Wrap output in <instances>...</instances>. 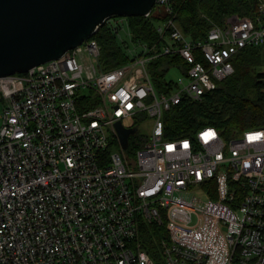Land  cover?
I'll return each mask as SVG.
<instances>
[{"label": "built area", "instance_id": "2783aa9c", "mask_svg": "<svg viewBox=\"0 0 264 264\" xmlns=\"http://www.w3.org/2000/svg\"><path fill=\"white\" fill-rule=\"evenodd\" d=\"M154 9L158 49L132 43L126 18L104 21L117 37L127 28L134 57L124 65L102 70L90 38L0 77V264H155L140 244L147 224L166 230L162 264H264V128L229 140L214 127L193 140L164 137L166 112L185 97L201 100L233 74L241 49L264 45V0L253 19L232 17L196 41L170 0ZM165 55L186 65L167 93L147 69ZM144 115L150 134L132 160L116 124L136 134L131 124ZM210 183L205 206L185 199Z\"/></svg>", "mask_w": 264, "mask_h": 264}, {"label": "trees", "instance_id": "16d2710c", "mask_svg": "<svg viewBox=\"0 0 264 264\" xmlns=\"http://www.w3.org/2000/svg\"><path fill=\"white\" fill-rule=\"evenodd\" d=\"M170 1L176 12L177 24L193 41L203 40L213 25L223 27L232 17L253 19L257 13V0ZM160 21L155 9L148 17L126 18L131 42L158 49L160 43L156 25ZM91 39L100 46L99 64L102 70L124 65L134 57L129 54L125 43H118L117 35L107 24L99 27ZM231 62L233 74L218 83L214 90L206 92L199 101L185 97L164 114L165 138L193 140L204 127H214L222 134L231 135L264 128V45L241 49ZM171 68L185 73L186 65L179 55L160 56L148 64V73L157 91L167 93L173 89V81L166 82L165 79ZM143 145L144 141L129 138L126 155H135ZM211 188L213 198L216 184L212 183ZM163 240L167 241L163 225L141 226L140 244L155 264L163 263L160 258Z\"/></svg>", "mask_w": 264, "mask_h": 264}, {"label": "water", "instance_id": "95a60500", "mask_svg": "<svg viewBox=\"0 0 264 264\" xmlns=\"http://www.w3.org/2000/svg\"><path fill=\"white\" fill-rule=\"evenodd\" d=\"M156 0H0V77L58 60L112 17H148ZM127 150L136 128L117 122Z\"/></svg>", "mask_w": 264, "mask_h": 264}, {"label": "rangeland", "instance_id": "374dc122", "mask_svg": "<svg viewBox=\"0 0 264 264\" xmlns=\"http://www.w3.org/2000/svg\"><path fill=\"white\" fill-rule=\"evenodd\" d=\"M127 28L125 27V25L119 30L118 33V43H122L123 41L125 42V46H128V50L133 49V45L129 43V38H128V34H127ZM130 54V53H129ZM182 78V74L181 72L177 69V68H171L166 76V82L169 81H173V82H177L179 79ZM1 115H2V106L0 104V126H1ZM127 122H124V124H126ZM133 126L139 125L138 128V132L134 135H131L129 138H134L136 137L137 139H140L142 141H146V139L149 137L150 134V125H151V120L149 118H146V116H139L137 118V120H134L132 122ZM131 124V125H132ZM233 135L231 134H224L223 138L225 140H229L230 138H232ZM135 141V139H133ZM139 150V149H138ZM137 150V151H138ZM136 153V152H135ZM128 156V155H127ZM130 159H136L135 155L133 156H128ZM220 177H225V168L220 167L219 168V174ZM212 187V183L208 184V189L206 186H198L195 188H191L187 195H185V199L188 200L189 202H191L195 207L200 208L205 206L208 201L210 200V196L208 193V190L211 189Z\"/></svg>", "mask_w": 264, "mask_h": 264}]
</instances>
